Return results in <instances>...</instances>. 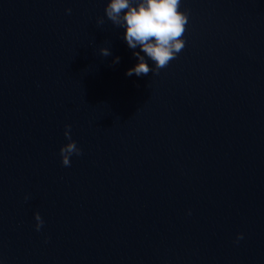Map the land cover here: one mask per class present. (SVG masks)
Wrapping results in <instances>:
<instances>
[{
	"label": "water",
	"instance_id": "water-1",
	"mask_svg": "<svg viewBox=\"0 0 264 264\" xmlns=\"http://www.w3.org/2000/svg\"><path fill=\"white\" fill-rule=\"evenodd\" d=\"M108 2L0 0V264H264V0H181L140 77Z\"/></svg>",
	"mask_w": 264,
	"mask_h": 264
},
{
	"label": "clouds",
	"instance_id": "clouds-1",
	"mask_svg": "<svg viewBox=\"0 0 264 264\" xmlns=\"http://www.w3.org/2000/svg\"><path fill=\"white\" fill-rule=\"evenodd\" d=\"M180 6L181 0H109L104 10L105 16L114 26L125 30L122 38L130 49L140 50L133 52L138 63L126 72L127 76L140 77L150 72L158 75L184 49L183 36L188 24V14L180 11ZM66 12L70 14L71 9ZM104 22L103 18L96 21L98 26ZM100 55L108 57L111 52L104 47L100 49ZM146 57L154 63V68L149 67ZM119 60L116 57L113 63H119ZM70 133L71 125H65L64 136L69 142L60 148L61 164L64 167L71 166L70 157L82 155ZM34 219L35 230L39 232L44 221L39 213L34 215ZM241 239L242 234L237 236L236 241Z\"/></svg>",
	"mask_w": 264,
	"mask_h": 264
}]
</instances>
